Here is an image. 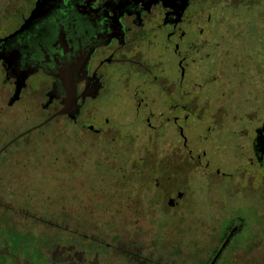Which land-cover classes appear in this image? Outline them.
I'll return each instance as SVG.
<instances>
[{
	"label": "flooded vegetation",
	"instance_id": "flooded-vegetation-1",
	"mask_svg": "<svg viewBox=\"0 0 264 264\" xmlns=\"http://www.w3.org/2000/svg\"><path fill=\"white\" fill-rule=\"evenodd\" d=\"M38 1L0 0V264H210L231 231L214 264L253 260L220 186L236 164L264 220V0H64L21 30Z\"/></svg>",
	"mask_w": 264,
	"mask_h": 264
},
{
	"label": "rangeland",
	"instance_id": "rangeland-1",
	"mask_svg": "<svg viewBox=\"0 0 264 264\" xmlns=\"http://www.w3.org/2000/svg\"><path fill=\"white\" fill-rule=\"evenodd\" d=\"M243 95H244V93H240L241 97ZM236 102H237V100H236ZM111 113H112V111H111ZM51 126L52 125H50L49 128ZM221 126H223V128H222L223 130L221 132H223L229 128H232V127H234V129L237 131L241 128L242 124L239 122H235V121L232 122L231 120H224L223 123L221 124ZM67 137L68 136L66 134H64L61 136H57L56 140H55L56 141L55 146L58 147V150H57L58 160H59L57 163L58 170L63 168V166H61L62 162H60V161L68 159V157H66V154H65L67 152V151H65V144L67 143ZM233 138L236 142L239 141V139L236 135L233 136ZM192 139H193V137H192ZM48 143L53 144L54 141L50 140V141H48ZM194 143H196V142H194ZM44 150L46 151L47 154L51 155L52 146L49 147L45 142H43L42 143V151H44ZM49 155H45L42 158L41 173H40V176L42 179L40 182V188L43 191V195H45V196H48L47 193H49V192L50 193L55 192L56 183L58 182V181H56V178H58L57 175H60V173H58V171L56 172L55 168H53V166L55 167V163L52 164V156H49ZM53 156H54V154H53ZM102 156H103V154L99 151H98V155L96 152L91 153L89 158H88V159H90L91 166H93V163H96L98 161V159L102 158ZM230 166H232V172L234 174L229 179L225 178V180L223 181V184L220 187H228L229 186L231 189V192H233L232 193L233 195L230 194L231 199H230V201L227 202L223 212H226L227 214H229L228 218L237 217V216L242 217L246 223L245 224L246 230L251 231L255 228L261 229L262 226L264 225V220L261 218L260 211H259L260 194L255 192L256 189H255L254 185H248V184H246V182L240 181L239 178L242 174H241L240 170L236 169V164H232ZM234 191L235 192L237 191L236 194H234ZM259 192H261V191H259ZM57 197H58L57 199L51 198V201L54 204L57 202V204H56L57 207H59L61 209L65 208V206H62L60 204L58 205V203L61 200L59 199V196H57ZM43 199H45V197ZM47 201H50V200L48 199ZM61 203L66 204L67 199L64 198L61 201ZM259 233L257 232V230H255V232L251 231L248 233V235L250 237H252L254 235V237L256 238L255 240L250 242V250L252 251V249H255V253L253 255L255 258L253 260L249 259L250 260L249 263L248 262L243 263L241 261H238L237 263L234 262L232 264H256V262H254V260H258V255L261 253V251H264V242L262 241V242H260V244H258V239H257L258 237L257 236H259ZM262 233L264 235V230ZM262 233H261V235H262ZM244 237H246V236H244ZM258 245H260L261 247H259ZM235 251H236V249H235ZM240 251L242 253H245L246 249H243V247H240Z\"/></svg>",
	"mask_w": 264,
	"mask_h": 264
},
{
	"label": "water",
	"instance_id": "water-1",
	"mask_svg": "<svg viewBox=\"0 0 264 264\" xmlns=\"http://www.w3.org/2000/svg\"><path fill=\"white\" fill-rule=\"evenodd\" d=\"M62 1H64V0H40V1H38L37 5L34 7L30 16L28 17L26 24L21 28V30H25L30 25L36 24L37 20H40V19L44 18L45 16L46 17L48 15L51 16L53 14L54 10L61 9ZM57 17L58 18L61 17V12L57 14ZM58 33H59V38L61 39V42L64 41V35L60 31ZM86 60H87V57L84 56L83 58H81L80 61L74 63L73 64L74 68L72 69V71L64 70L67 67L66 65H64V68L62 70H60V71L58 70L59 76L57 78H58L60 86L62 88V92H64L66 97H67V101L71 100L70 97L72 95H74V91H72V89H73L72 87H74V83H72L73 73H75V71L77 69H79L77 72H80L81 70L83 71L85 66L87 65ZM71 67H67V68L70 70ZM19 90L20 89L18 88L16 93H18ZM63 104H64V107L59 112H57L58 114L68 112L69 103L64 101ZM232 233H233V231H231L230 234L227 236L222 247L219 249L218 253L216 254V256L214 257V259L212 260V262L210 264H214L217 256L219 255V253L223 249L224 245L226 244V242L228 241V239L230 238Z\"/></svg>",
	"mask_w": 264,
	"mask_h": 264
}]
</instances>
